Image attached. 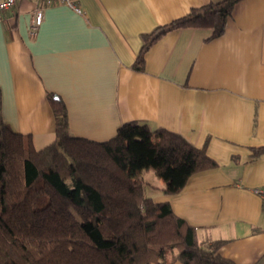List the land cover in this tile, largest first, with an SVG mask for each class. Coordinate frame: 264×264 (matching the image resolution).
<instances>
[{
  "label": "crops",
  "instance_id": "1",
  "mask_svg": "<svg viewBox=\"0 0 264 264\" xmlns=\"http://www.w3.org/2000/svg\"><path fill=\"white\" fill-rule=\"evenodd\" d=\"M64 4L19 0L0 10L2 116L30 135L37 149L55 140L48 93L59 95L70 132L98 142L125 123L167 129L217 163L194 174L176 194L154 168L139 176L145 194L167 201L202 241L224 240L221 255L236 264H264V0L239 3L225 34L208 29L170 31L135 67L142 36L195 8L222 0H77ZM44 21L35 37L37 8ZM174 264H182L176 262Z\"/></svg>",
  "mask_w": 264,
  "mask_h": 264
},
{
  "label": "trees",
  "instance_id": "2",
  "mask_svg": "<svg viewBox=\"0 0 264 264\" xmlns=\"http://www.w3.org/2000/svg\"><path fill=\"white\" fill-rule=\"evenodd\" d=\"M222 0L142 36L135 67L170 31L208 29L222 37L236 6ZM48 100L55 140L40 149L32 136L14 132L2 116L0 92V264H236L221 255L224 240L200 241L196 228L167 201L145 194L143 169L168 181L165 194L180 192L196 173L217 163L182 135L123 124L98 142L74 136L65 101ZM264 153L257 148L254 156Z\"/></svg>",
  "mask_w": 264,
  "mask_h": 264
},
{
  "label": "built area",
  "instance_id": "3",
  "mask_svg": "<svg viewBox=\"0 0 264 264\" xmlns=\"http://www.w3.org/2000/svg\"><path fill=\"white\" fill-rule=\"evenodd\" d=\"M19 0H0V10L1 11H8L13 9L17 2ZM35 1H40L42 3H44L47 6L56 4V3H60V4H64L66 6H68L69 8H71L73 11H75L78 14H82L83 11L81 9V7L78 4L77 0H35ZM44 21V8L40 7L37 8L32 16L31 19V23H30V36L31 37H35L40 26L42 25ZM255 194L261 196L264 198V187L261 188H257L254 190Z\"/></svg>",
  "mask_w": 264,
  "mask_h": 264
},
{
  "label": "rangeland",
  "instance_id": "4",
  "mask_svg": "<svg viewBox=\"0 0 264 264\" xmlns=\"http://www.w3.org/2000/svg\"><path fill=\"white\" fill-rule=\"evenodd\" d=\"M146 184V183H145Z\"/></svg>",
  "mask_w": 264,
  "mask_h": 264
}]
</instances>
